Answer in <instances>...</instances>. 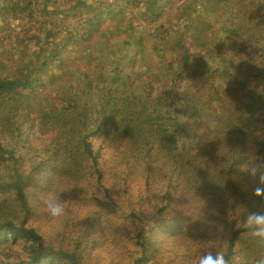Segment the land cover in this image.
Masks as SVG:
<instances>
[{"label": "trees", "instance_id": "1", "mask_svg": "<svg viewBox=\"0 0 264 264\" xmlns=\"http://www.w3.org/2000/svg\"><path fill=\"white\" fill-rule=\"evenodd\" d=\"M42 138L53 164L31 161ZM71 144L103 208L75 226L66 213L50 240L40 197L88 205ZM155 160L171 199L129 203V164ZM261 172L264 0H0V264H90L97 231L108 264H195L209 246L254 264L264 241L244 225L264 214ZM166 240L187 253L165 257Z\"/></svg>", "mask_w": 264, "mask_h": 264}, {"label": "rangeland", "instance_id": "2", "mask_svg": "<svg viewBox=\"0 0 264 264\" xmlns=\"http://www.w3.org/2000/svg\"><path fill=\"white\" fill-rule=\"evenodd\" d=\"M142 82H136V85H140ZM37 146V156L35 160L32 156L31 161L37 162L44 160L48 164H53L57 161L59 156L58 147L55 152L51 150H47L43 148L46 144L49 143L47 138H42L40 141H35ZM96 148H100L99 142H96ZM213 149V147H209ZM69 156L73 157L74 167L78 171L80 176V182L82 185V192H85V196L87 198L88 205L85 204V201L82 200L74 209L66 208V213H73L75 215H79V220L74 222L78 224L81 220L86 219L89 216H93L96 212V209H100V206L103 208L101 203L103 202V193H98L99 200H95L91 197V189L92 183L95 182V171L94 167L90 162V159L85 155L82 148L76 146L75 144H71L67 150ZM129 173L131 175V187L129 188V203L134 205L137 204V198L142 197L143 202L145 200H149L151 202L160 203L164 200L171 199V195L174 194V190L172 186H174V180L168 172L167 166L165 162L162 160L152 161L151 164L147 167L138 166L135 162L130 163ZM115 194L114 197L118 199L122 203V209L126 210L129 208L128 201L126 198H123L122 191H120V187L117 186L114 189ZM118 192V193H117ZM103 210V209H102ZM64 217V216H63ZM63 217L58 220L52 221L47 218V216L42 212V221L41 226L43 227V232L48 239L54 238L56 236V230L62 226ZM102 226H103V217H102ZM92 238L97 239V241L93 242L89 246V250L91 251V255L89 257L88 262L90 264H108L111 262V248L103 249V232H95L92 235ZM166 245H168V250L171 251L165 253V257L169 255H181V257L187 253L186 248H182L179 246H174V243H169V240H166ZM169 243V244H168ZM98 244L97 246H95ZM95 246V247H94ZM135 254L140 255L139 251H135ZM177 255V256H178ZM126 264V260L122 261Z\"/></svg>", "mask_w": 264, "mask_h": 264}, {"label": "clouds", "instance_id": "3", "mask_svg": "<svg viewBox=\"0 0 264 264\" xmlns=\"http://www.w3.org/2000/svg\"><path fill=\"white\" fill-rule=\"evenodd\" d=\"M241 171H249L252 177L255 178L259 169L256 166H252L251 168L241 166ZM259 183L260 185H264V172H261L259 175ZM254 195L256 197H264V187H256ZM39 204L42 212L49 220H58L66 214L64 203L51 191L47 194L46 198L40 197ZM38 210L41 211L40 209ZM244 227L253 229L252 235L264 241V214H249ZM195 264H229V259L226 258L224 251H213L212 247L209 246L197 256ZM254 264H264V256L258 258Z\"/></svg>", "mask_w": 264, "mask_h": 264}]
</instances>
